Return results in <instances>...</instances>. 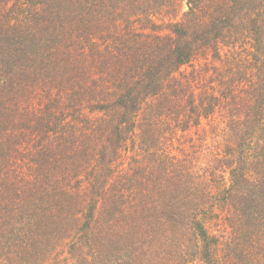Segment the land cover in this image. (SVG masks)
Segmentation results:
<instances>
[{
	"label": "trees",
	"instance_id": "16d2710c",
	"mask_svg": "<svg viewBox=\"0 0 264 264\" xmlns=\"http://www.w3.org/2000/svg\"><path fill=\"white\" fill-rule=\"evenodd\" d=\"M59 247L264 264V0H0V264Z\"/></svg>",
	"mask_w": 264,
	"mask_h": 264
},
{
	"label": "rangeland",
	"instance_id": "374dc122",
	"mask_svg": "<svg viewBox=\"0 0 264 264\" xmlns=\"http://www.w3.org/2000/svg\"><path fill=\"white\" fill-rule=\"evenodd\" d=\"M187 9L186 8V5L184 3V10ZM187 73L190 72V69L187 68ZM203 124L204 126H206V122L203 121ZM192 136V139L194 140V142L197 144V145H201L202 143H204L205 140H207V142H209L210 140L207 138L210 137L208 134H203V133H200L199 135H195V134H191ZM191 145V144H189ZM199 149V152L202 150L201 147L198 148ZM192 151H196V148H193ZM228 225L227 223L224 224V220L223 219H214L212 222H210V225H209V229L210 231H212V229L214 228V232L218 233V230H221L223 231L224 229L226 231H230L232 232L231 228H228ZM230 226V225H229ZM226 253L225 251H223V254ZM69 255L67 253V250L65 248H61L59 247L57 249L56 252H54L53 254H51L50 256L47 257V259L45 260V262L43 264H71L70 262V259H69Z\"/></svg>",
	"mask_w": 264,
	"mask_h": 264
}]
</instances>
